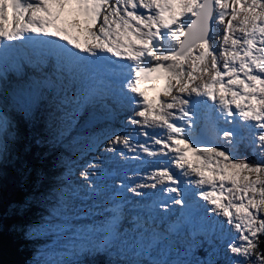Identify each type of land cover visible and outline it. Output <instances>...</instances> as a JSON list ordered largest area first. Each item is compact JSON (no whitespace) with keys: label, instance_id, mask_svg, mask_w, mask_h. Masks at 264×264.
<instances>
[{"label":"snow or ice","instance_id":"snow-or-ice-1","mask_svg":"<svg viewBox=\"0 0 264 264\" xmlns=\"http://www.w3.org/2000/svg\"><path fill=\"white\" fill-rule=\"evenodd\" d=\"M69 16L70 23L65 19ZM213 20L223 25L215 43ZM25 40L38 57L37 71L55 58L54 78L38 80L40 88L56 90L58 97L64 91L51 115L53 122L72 119L97 90L101 99L114 105L135 103L137 118L130 123L167 130L163 139L152 137L154 144L168 149L163 154L172 153L177 167L194 174L190 183L210 187L199 196L237 233L225 235L221 228L217 239L222 251L214 247L211 255L221 257L222 264H264V251L259 250L264 236V0H0V73L7 71L10 58L14 65L21 60L20 50L10 47L11 42ZM98 69H105L108 79L93 81L91 95L81 92L78 97L64 90L63 73L75 77ZM147 91L155 92V97L149 99ZM208 101L226 123L239 117L260 130L254 133L253 147L254 152L259 149V162L236 159L218 147L194 146L188 129L177 120L191 126L194 109L206 107ZM177 110L182 115L174 118ZM222 135L232 143V130H222ZM18 140L13 121L0 114V163L12 156ZM121 142L130 144L120 136L110 141ZM81 175L87 179L89 173ZM156 176L180 183L168 168L152 178ZM167 190L176 193L172 203L186 206L178 187ZM192 215L190 209L187 216ZM133 229L142 241L141 264H171L160 260V252L179 245V240L166 242L138 222ZM188 251L179 247L181 264H192L184 259ZM195 264L218 262L210 258Z\"/></svg>","mask_w":264,"mask_h":264},{"label":"rangeland","instance_id":"rangeland-1","mask_svg":"<svg viewBox=\"0 0 264 264\" xmlns=\"http://www.w3.org/2000/svg\"><path fill=\"white\" fill-rule=\"evenodd\" d=\"M65 19L69 23L71 22L70 16L65 17ZM218 29L220 31L215 39L223 34V25L219 24ZM174 46L176 47V45ZM48 62L49 60L47 64ZM36 64V62L31 63L29 66L22 65L21 62L13 64L10 71H7L5 75V81H0V114H3L5 118L10 119L9 108L15 105L31 110V104L40 91L44 94V98H47L53 104L52 109L48 111L49 120L52 122L51 115L60 103V99L63 97L61 93L64 91H60L59 97L56 90L49 89L43 92L40 88L42 86L41 82L38 80L54 78V76L45 70L47 64L44 65L43 71H37ZM30 79L32 80L30 81ZM62 81L67 94L76 93L77 96L83 90L79 86L84 87V83L88 82V80H81V78L80 80L66 78V73L62 74ZM112 105L114 104L111 101L107 104V107L100 106L96 102H83L79 112L72 119L66 121L67 123L57 121V124L56 122L61 131L77 132L72 133V138L68 141L67 146H74V142L79 141L84 143L85 149H80L74 160L64 162L63 167L67 174L64 180L55 181L56 183L59 182V184L57 183L58 188H62L58 200L59 205L56 203L46 205L39 200L33 201L34 204H44V207H47L50 212V217L47 218L44 215L45 222L32 219L30 224L27 225V227H32L29 229L31 233L38 229L43 232V237L47 239V243H41L43 237L40 235L34 236V238L40 237L38 247L39 250L41 249L42 257L47 259L48 254V260L57 262L70 260L74 256H80L84 253L98 254L94 251L103 250L105 252L104 249L113 248L114 252L111 253V257H105L104 260H100L101 263L111 264L118 261L121 264H141V261L145 259L140 254L142 241L133 229L134 222H138L143 228L154 231L158 236L165 238L166 242L179 240V245L190 248L191 251L184 259L192 262V264L210 258L216 260L218 264H222L221 257L211 255L214 247L220 248L221 245V241L217 239V236H219L221 228H223L225 235H237V233L224 222L223 217L216 216L211 211L212 206L199 196L200 191H210L211 189L207 185L201 188L190 183L189 181L196 177L186 167L184 169L178 167L177 169V173L183 174L186 184V206L172 203V198L176 196L173 195L169 204L161 206L167 207L169 209L167 212L159 208H155V212L140 209L145 201L149 199L154 202L152 205L155 204L153 208L159 205L158 199L160 191L165 189L163 185L165 180L161 181L159 176L152 178L154 174L159 172L158 167L154 165L146 170L138 169L136 162L142 165V160L144 158L150 159V154L145 152L142 147L132 144L143 142V140H137L139 138L138 130L124 123H130V120L135 117L132 118L130 115L125 118L120 115L115 116L116 113L111 107ZM130 106L136 107L135 103ZM98 111L110 114L115 117V120L106 114L103 118ZM133 115H135V112ZM103 120L106 123L103 124ZM210 120V130L213 132L215 139L205 147H218L221 150L230 151V153L231 145L239 138L251 137L255 141L254 133L260 131L253 127V122L243 121L239 117L232 123H224L225 119L219 109ZM223 128L234 132L232 143L224 139L222 135ZM146 129L149 133V139L152 140V152L161 153L158 152L161 146L155 145L152 137L159 139V134L165 133L164 129L159 127H146ZM116 136H120L121 141L127 138L130 141L129 146L123 145L122 142L110 143ZM45 140L47 142V139ZM13 153L10 158L0 163V183L2 175H5L2 169L10 164ZM255 153L260 161L259 149H256ZM135 160L136 162H134ZM127 162L130 166L125 165ZM84 171L89 173L87 179L81 175ZM71 172L72 174H70ZM135 178H139L140 187L133 185L138 184V182L133 183ZM153 184L156 185V189L149 192L147 188ZM131 189H135V191H131ZM118 192L125 194V198L121 201V209L117 207L115 201V194ZM137 193L140 194L137 195ZM117 208L118 213H114L113 209ZM190 209L193 210L192 217L187 216ZM18 211L22 212L24 210L19 208ZM159 211H162V213H158ZM114 214L119 216L118 219H113ZM201 218L203 219V227L201 226ZM195 240H198L197 243L205 244V246H202L203 251L206 252L205 257L200 256L196 252L197 249H194L193 242ZM220 250L222 251V248ZM160 260L170 261L171 264H181L182 256L179 248L162 249Z\"/></svg>","mask_w":264,"mask_h":264},{"label":"trees","instance_id":"trees-1","mask_svg":"<svg viewBox=\"0 0 264 264\" xmlns=\"http://www.w3.org/2000/svg\"><path fill=\"white\" fill-rule=\"evenodd\" d=\"M51 106L48 99L38 94L27 113L20 108H12L10 111L11 121L18 129L19 140L10 164L2 169L5 175H2L0 183V264H104L100 260L111 257L114 250L98 254L84 253L57 262L48 260V254L47 259H44L38 247L40 237L34 238L37 235L43 237V232L36 229L31 233L29 229L32 227H27L32 219L45 222L44 215L50 217L49 209L44 204H34L33 201L59 205L57 192L61 193L62 188L59 189V182L57 184L55 181L63 180L67 174L64 162L74 160L78 151L85 149L84 143L79 141L74 142V146H67L72 133L77 132L61 131L57 121V124L53 120L50 122L48 111ZM234 149V158L259 162L249 140L234 143ZM19 208L24 211H18ZM41 243H47L46 237L41 239ZM196 243L195 240L194 249L205 257L202 245ZM175 247L184 248L178 244ZM259 250L264 251V236L260 238ZM111 264L121 263L114 261Z\"/></svg>","mask_w":264,"mask_h":264},{"label":"bare ground","instance_id":"bare-ground-1","mask_svg":"<svg viewBox=\"0 0 264 264\" xmlns=\"http://www.w3.org/2000/svg\"><path fill=\"white\" fill-rule=\"evenodd\" d=\"M185 20L187 21V17H185ZM45 39H47V38H45ZM26 42H27V44L29 43V41H27V40H25ZM215 41V40H214ZM60 43H63V42H60ZM175 45V43L174 42H169V46H171V47H175L174 46ZM11 47H17L16 45H12ZM21 55V60H20V62L22 63V65H26V66H29L31 63H33V62H38V57L37 56H33V55H29L28 53H21L20 54ZM110 55V54H109ZM112 58H114V59H116L115 57H111V59ZM49 61H50V63H48L47 64V66H46V68H45V70L46 71H48L49 73H54V71H55V69H54V65H55V58L54 57H50V59H49ZM7 65V67H8V70H10V67L13 65L12 63H11V60H9L8 61V63L6 64ZM49 68V69H48ZM66 78H71V79H79L80 80V76L79 75H77V76H75V77H72V76H68L67 75V73H66ZM147 95L148 96H150L151 98H154L155 97V95H156V93L155 92H152V91H148L147 92ZM109 99L108 98H103V99H101V94H96L95 95V97L92 99V101L91 102H85V103H92V102H96V103H99V105H101V106H105V105H107V104H109V101H108ZM112 108H113V106H111ZM201 122L199 121V120H197V124H200ZM202 123L203 124H205V125H207V123H206V121L205 120H203L202 121ZM187 129V128H186ZM189 131V130H188ZM137 138V137H136ZM208 139L210 140V141H212L213 142V140L215 139V136L213 135V134H210L209 132H208ZM130 193V192H129ZM122 200H120V204H122V202H121ZM116 203H117V201H116ZM169 204V203H168ZM118 207V206H117ZM122 208V207H121ZM121 208H119V209H121ZM160 210H164L165 212H167V210H169L167 207L166 208H162V209H160ZM111 211V210H110ZM119 217V216H118Z\"/></svg>","mask_w":264,"mask_h":264}]
</instances>
